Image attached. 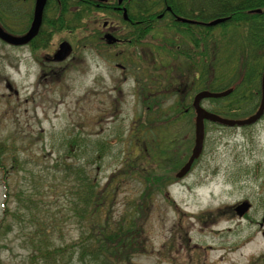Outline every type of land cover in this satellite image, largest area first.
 <instances>
[{"label":"rangeland","instance_id":"rangeland-1","mask_svg":"<svg viewBox=\"0 0 264 264\" xmlns=\"http://www.w3.org/2000/svg\"><path fill=\"white\" fill-rule=\"evenodd\" d=\"M23 7L30 13L28 4ZM22 19L18 30L26 22ZM18 21L10 18L11 25ZM86 33L54 35L48 50L40 49L39 41L22 48L0 42V161L8 170L9 186L6 200L0 171V264H36L27 242L36 228L27 217V200L40 207L38 217L43 207L53 218L55 245L71 248L82 238L85 230L72 209V176L60 174L63 161L81 167L84 182L93 181L99 192L112 194L100 210L110 213L109 221L124 241L120 246L114 245L118 239L111 242L116 250L106 254L109 264H264V114L243 128L205 122L201 157L177 180L192 149L195 115L155 126L157 115L148 119L144 114L142 93L152 88L159 57V64L146 70L143 64L151 59L146 44L136 49L134 62L117 56L118 47H101L85 38ZM62 40L72 51L54 62L52 52ZM155 46L162 49L157 43L154 52ZM178 79L183 89L184 80ZM173 91L159 102L158 118L170 120L182 111L172 107L177 101ZM149 93L152 103L153 91ZM196 93L190 94V104ZM201 106L212 112L215 104L206 99ZM179 134L184 144L190 142L179 162L163 166L155 150L157 166L147 161L138 165L142 149ZM17 192L23 194L21 208ZM243 202L250 209L238 217L234 208ZM68 264L93 263H81L74 254Z\"/></svg>","mask_w":264,"mask_h":264},{"label":"trees","instance_id":"trees-1","mask_svg":"<svg viewBox=\"0 0 264 264\" xmlns=\"http://www.w3.org/2000/svg\"><path fill=\"white\" fill-rule=\"evenodd\" d=\"M107 1L113 3L111 7L117 4L116 0ZM53 4H57V20L55 24L42 29V35L32 41L33 46L39 41L40 49L48 50L53 46L54 35L62 32L75 34L77 31L80 33L86 31L85 38L95 40V44L101 47L113 48L116 46L100 39V30L103 21L109 23L112 20H119L127 27L124 39L129 42H125L123 52L128 51L127 55L131 60L137 61L136 49L143 44L147 45L151 54L149 56L151 59L143 64L146 70L154 63L159 64L160 59L159 69L155 74L151 73L152 88L145 87V94L142 93L145 103L144 114L148 115V119L153 114L157 115L152 121L155 126L174 123L187 113L194 115L192 104L189 103L190 94L199 91L222 92L232 89V92L224 98L210 99L215 104L212 112L216 115L240 119L255 112L257 100L261 95L260 83L264 67V0H123L122 7L127 10L128 23L121 15L110 10L108 4L109 8L104 9L89 7L87 15L78 12L79 16L77 15L73 21H68L64 17L69 0H57ZM167 8L170 9V13L167 12ZM85 16H88L87 22L84 21ZM176 17L199 24L181 23L176 21ZM217 19H225V21L214 27L204 25ZM135 22L136 24H133ZM157 43L161 44L162 49L159 50L155 46L157 51L154 52V45ZM160 51L168 55V61H164L163 57L160 58L161 55L158 56L161 54ZM180 76L184 80L183 89L179 85ZM173 88L176 90L173 94L177 97V101L172 107L182 111L170 120L164 117L160 119L158 116L162 114L157 112L160 107L159 102H163ZM149 90L153 91L152 103H148ZM180 137V134L174 137L171 135L167 137L170 138L168 143L162 144L164 141H161L162 143L150 150L142 149L140 156L138 155V165L147 161L157 166L154 157L155 150H159L157 157L161 160V164L173 166L179 162L180 157L184 156L182 152H186L190 145V142L189 145L184 144ZM166 148L168 151H165ZM69 153L71 154L70 151ZM165 155L166 157L162 158ZM12 161L13 170H16L17 160L13 154ZM62 164L60 173L62 177L72 176V192L75 195L72 209L85 231L79 242L71 248L55 245L53 235L57 226L53 224V218L50 215L46 216L48 211L43 207H41L43 215L38 217L40 207L37 203L27 200V208H25L27 217L29 222L36 226L34 232L28 234L27 238L31 246L32 259L36 264H68L71 255L77 254L81 263L88 259L93 264H109L110 258L106 254L115 251L114 245L122 244L124 241L120 237L121 230L109 221L110 213L102 215L104 202L110 200L112 194L109 196L106 195L107 193L99 192L93 181L84 182L87 175L83 171H78L81 167L65 161ZM160 166L158 165V168ZM0 171L3 173L2 181L6 192L4 197L7 200L8 170L3 167L1 161ZM22 195L17 192L15 196L18 208L22 207ZM4 210L6 212L8 209ZM18 216L21 218V215ZM117 239L116 244L112 245L111 242ZM125 242L127 245L131 244L128 239H125Z\"/></svg>","mask_w":264,"mask_h":264},{"label":"water","instance_id":"water-1","mask_svg":"<svg viewBox=\"0 0 264 264\" xmlns=\"http://www.w3.org/2000/svg\"><path fill=\"white\" fill-rule=\"evenodd\" d=\"M123 0H117V3L120 5ZM46 0H36L35 6H34V12H33V20L30 25L29 30L27 33L23 36L16 37L12 36L6 32H4L0 27V40L12 45V46H24L28 44L31 40H33L38 32L39 28L41 26V18H42V12L45 6ZM168 11H170L169 8H167ZM259 12V11H257ZM161 18V16L159 17ZM123 19L126 20V12L123 13ZM176 21L181 23H188V24H199L198 22L176 17ZM225 19H217L214 21H211L206 24V26L214 27L221 23H223ZM105 40L107 43L111 44L115 42V38L112 36H105ZM72 47L68 42H61L54 53L52 60L55 62H62L67 58V56L71 53ZM261 98L260 103L257 108V110L251 114L250 116L242 119H230V118H224L219 115H216L214 113H211L207 110H205L201 106V102L205 99H220L228 96L232 89H228L226 91L222 92H210V91H199L196 93L192 100V109L195 114L194 118V140L192 149L190 152V155L187 159V161L179 168V170L175 174L176 179H182L184 176L187 175V173L190 171L193 163L195 160H197L203 150V144H204V123L210 122L212 124H217L222 127H228V128H234V127H249L257 123L261 117L264 114V67L262 71L261 76ZM250 209V204L247 202H243L239 205H237L234 208V212L238 217H242L247 211ZM264 235V232H263Z\"/></svg>","mask_w":264,"mask_h":264},{"label":"flooded vegetation","instance_id":"flooded-vegetation-1","mask_svg":"<svg viewBox=\"0 0 264 264\" xmlns=\"http://www.w3.org/2000/svg\"><path fill=\"white\" fill-rule=\"evenodd\" d=\"M56 1L57 0H46L45 6L42 12L41 26L35 38H37L40 34L42 35L43 33L42 29H44V27L55 24L57 20V16H58V8H57V4H53V2H56ZM35 2L36 0H0V27L1 29L4 32L12 36L16 35L17 37H19V36H23L24 34H26L33 20ZM27 4L30 7V13L28 14L21 11V9L24 8L23 5L27 6ZM107 4L110 5V8L109 6H107ZM112 4H113L112 2H108L107 0H69V5L67 8L66 16L64 17H66L65 19L68 21H73L77 15L79 16V13L81 12L87 15L89 13V7H94L97 9L109 8L110 10L117 13V15H121L122 19H123V13L125 11L126 16H127V10L125 9V7H122V3L120 5L116 4V6L111 7ZM167 12L170 13L169 11ZM21 14H24V16H22ZM11 17L17 18L19 20L18 23L15 25H11V22H10ZM22 17L25 18L26 22H23V25H24L22 26L23 29L18 30L16 28L17 27L16 25H19L22 23L21 22L23 20ZM84 21L85 22L88 21V16H85ZM124 21L128 23L129 22L128 17ZM25 23L27 24L25 25ZM133 24H136V22ZM126 28H127L126 25L122 24L121 22H119V24L116 26L111 25L110 22L109 23L103 22L101 26V30H100V33H101L100 39L106 41L105 36L107 35L114 37L116 41L113 42L112 45L118 47L119 48L118 52L120 53V54L118 53L119 55L117 56L129 58V56L123 52L125 42H129V40L124 39V35L126 34ZM33 40H31L29 44L24 45V46H12L1 40L0 42L8 47L22 48L25 46H33L32 45ZM64 41L67 42L66 40H62L61 42H64ZM59 44L52 52L53 55L56 52ZM117 67L120 70L124 69L123 66L121 65H118Z\"/></svg>","mask_w":264,"mask_h":264}]
</instances>
